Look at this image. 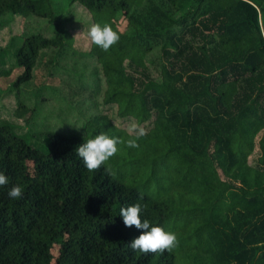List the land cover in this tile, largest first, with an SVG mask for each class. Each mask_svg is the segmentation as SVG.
Returning a JSON list of instances; mask_svg holds the SVG:
<instances>
[{"label":"trees","instance_id":"trees-1","mask_svg":"<svg viewBox=\"0 0 264 264\" xmlns=\"http://www.w3.org/2000/svg\"><path fill=\"white\" fill-rule=\"evenodd\" d=\"M76 4L120 36L107 52L92 44L96 93L102 73L103 104L150 128L138 148L120 144L88 171L81 144L101 132L131 138L108 116L73 134L47 131L45 149L0 121L9 179L0 187V264H264V0H0V30L6 16L56 22L53 37L15 36L0 53V65L11 54L24 70L16 90L34 80L44 51H53L49 66L73 48L65 18ZM157 50L153 78L147 61ZM13 185L22 198H9ZM134 203L142 220L176 234L171 252L132 251L141 230L119 211Z\"/></svg>","mask_w":264,"mask_h":264},{"label":"rangeland","instance_id":"rangeland-1","mask_svg":"<svg viewBox=\"0 0 264 264\" xmlns=\"http://www.w3.org/2000/svg\"><path fill=\"white\" fill-rule=\"evenodd\" d=\"M1 21L6 22V25L0 30V53L15 36H54L56 22L52 23L46 18L30 16L24 19L19 16H6ZM92 24L93 19L89 11L79 4L74 5L65 18V25L74 38L73 48L65 50L49 66L47 63L50 56H53V51H44L34 80L17 90L14 84L24 70L17 67L11 54L3 57L5 63L0 65V70L9 72L10 75L0 77V121L15 126L19 135L40 149H45L48 145L45 135L47 131L73 134L98 114L108 116L117 127L125 130L133 121L119 118L116 105L103 104L106 83L102 73L99 76L101 91H95L98 84L94 68L98 64L89 55L92 43L87 36ZM162 61L160 50L149 55L147 64L153 78L158 76ZM84 91L88 92L91 98ZM20 100L30 109L26 114H23L20 108ZM32 109H35V115ZM31 116H34L32 123L28 124V118ZM142 126L147 130L150 128L148 123ZM257 158L258 155L252 156L249 163L254 165Z\"/></svg>","mask_w":264,"mask_h":264},{"label":"clouds","instance_id":"clouds-1","mask_svg":"<svg viewBox=\"0 0 264 264\" xmlns=\"http://www.w3.org/2000/svg\"><path fill=\"white\" fill-rule=\"evenodd\" d=\"M81 34H77L79 36ZM76 36V37H77ZM90 42L103 51L107 52L120 40L119 34L113 30L109 24L103 26L93 23L87 31ZM129 138L124 141L120 137H110L101 132L93 139H89L76 149V154L80 158L83 166L88 171H98L111 157L119 151L118 145L126 143L129 148H138V141L148 134V130L134 120L127 125ZM111 173L110 169H106ZM9 183L8 177L0 172V187ZM23 195V188L13 185L9 191L10 199H20ZM143 197L141 196V199ZM142 206L134 203L120 208L119 215L123 218L124 225L128 228L135 226L141 230V234L134 238L129 247L133 252H140L145 255L163 254L165 251L171 252L178 244L177 236L173 232L166 231L161 226H153L148 220L141 218Z\"/></svg>","mask_w":264,"mask_h":264}]
</instances>
